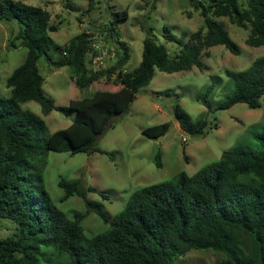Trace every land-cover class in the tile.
Here are the masks:
<instances>
[{"label":"trees","instance_id":"1","mask_svg":"<svg viewBox=\"0 0 264 264\" xmlns=\"http://www.w3.org/2000/svg\"><path fill=\"white\" fill-rule=\"evenodd\" d=\"M62 2L72 8L69 0ZM91 6L92 0L89 9ZM194 7L200 10L204 24L190 34L178 53L170 58L162 44L147 36L138 66L127 71L124 64L129 50L116 31L117 21L127 17L125 10L113 12L107 25V37L120 47L121 54L108 67L92 69L86 62L89 52L96 55L92 34L82 31L57 46L62 57L55 60L49 32L57 27L50 23V13L19 0H0V20L18 24L14 38L28 49L24 61L5 80L9 95L0 96V217L15 221L13 233L0 237V264H40L47 261L48 248L65 257V262L57 264H189L179 258L190 250L221 253L224 257L217 264H264V131L253 133L258 149L236 144L194 175L179 172L172 180L144 186L113 217L100 201L87 198L88 192L97 191L103 199L106 194L93 186L84 187L79 178H61L58 185L64 190L63 198L76 194L85 204L83 213L74 211L69 218L43 187L48 150L101 152L95 145L97 136L114 116L127 111L130 101L110 91L83 93L68 105L76 111L71 124L51 133L40 116L20 107L33 100L41 105L43 114L54 109V101L42 90L43 77L37 66L41 57L54 67H71L81 91L95 81L113 77L114 84L124 86L134 97L149 84L155 69L172 73L193 65L206 68L200 59L202 52L219 44L238 54L239 46L215 17H228L231 23L248 28L246 44L264 45V0H195ZM164 30L166 39L181 44L167 27ZM226 75L234 88L216 109L239 102L260 107L264 57L245 71L227 70ZM172 112L187 134L206 132L205 116L192 119L177 102ZM170 124H153L141 132L157 139ZM90 212L98 214L108 228L86 237L81 221Z\"/></svg>","mask_w":264,"mask_h":264},{"label":"rangeland","instance_id":"2","mask_svg":"<svg viewBox=\"0 0 264 264\" xmlns=\"http://www.w3.org/2000/svg\"><path fill=\"white\" fill-rule=\"evenodd\" d=\"M19 1L40 6L50 13V23L57 27L56 31L49 32L53 40L50 53L55 60L62 57L57 46L82 31L92 34L96 55L89 52L86 56L87 66L92 69L108 67L122 52L107 37V25L114 17L113 12H127L126 18L117 21L116 29L129 50V58L124 64L127 71L138 66L145 37L150 36L162 44L171 58L183 43L189 41L190 34L204 24L200 10L194 7L195 0H92L90 9V0H69L71 9L66 8L62 0ZM215 19L239 46L238 54L219 44L202 52L200 59L206 68L193 65L188 70L172 73L155 69L149 84L134 97L124 86L114 84L113 77L95 81L81 91L74 83L71 67H54L45 57L38 60L37 66L43 77L42 90L54 101V109L43 114L41 105L33 100L20 104V107L40 116L49 133L71 124L76 111L69 109L68 105L71 100L80 99L83 93L110 91L130 101L127 111L114 116L111 125L97 136L95 145L101 152L71 154L48 150L42 171L43 187L53 204L67 217L73 218L74 211L83 213L85 204L76 194L63 198L64 190L58 185L61 178L66 181L79 178L84 187L93 186L106 194L103 199L97 191L88 192L87 198L100 201L107 214L113 217L124 208L131 195L144 186L172 180L179 172L194 175L236 144L259 148L253 133L264 131V94L258 108H249L243 102L228 109L215 107L234 88L226 71L247 70L254 60L264 57V45L246 44L249 29L231 23L228 17ZM164 27L181 44L166 39ZM17 30L15 21L0 20V96L3 97L9 95V88L5 85L7 76L24 61L28 51L14 38ZM10 40L14 41V46ZM166 91L170 93L166 94ZM205 94L207 105L203 103ZM176 102L192 119L206 117L208 127L204 134H187L178 125L168 128L160 139L148 138L141 132L142 128L153 124L175 123L172 111ZM183 137L186 141L182 140ZM81 226L86 237L108 228L95 212L86 214ZM14 228V220L0 217V237L12 234ZM46 251L47 261L40 264L65 262V257L52 248ZM223 257L211 250H190L179 259L189 264H217Z\"/></svg>","mask_w":264,"mask_h":264},{"label":"water","instance_id":"3","mask_svg":"<svg viewBox=\"0 0 264 264\" xmlns=\"http://www.w3.org/2000/svg\"><path fill=\"white\" fill-rule=\"evenodd\" d=\"M174 126V123H171L170 124V126H169V129H170V127H173ZM168 130V129H167ZM163 137V134H160L159 136H158V138L160 139V138H162Z\"/></svg>","mask_w":264,"mask_h":264},{"label":"crops","instance_id":"4","mask_svg":"<svg viewBox=\"0 0 264 264\" xmlns=\"http://www.w3.org/2000/svg\"><path fill=\"white\" fill-rule=\"evenodd\" d=\"M84 25H85V24H84ZM176 125H178V123H177V122H175V123H174V126H176ZM174 126H173V127H174ZM178 126H179V125H178ZM179 128H180V126H179ZM180 129H181V128H180Z\"/></svg>","mask_w":264,"mask_h":264},{"label":"built area","instance_id":"5","mask_svg":"<svg viewBox=\"0 0 264 264\" xmlns=\"http://www.w3.org/2000/svg\"><path fill=\"white\" fill-rule=\"evenodd\" d=\"M95 61L98 62L97 60H95ZM99 62H100V61H99ZM182 140H183V141H186V139H185L184 137L182 138Z\"/></svg>","mask_w":264,"mask_h":264}]
</instances>
